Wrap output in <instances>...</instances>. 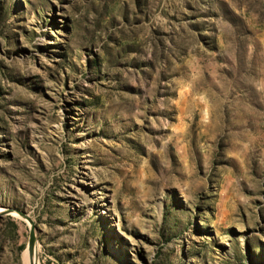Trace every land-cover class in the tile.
Wrapping results in <instances>:
<instances>
[{
    "label": "rangeland",
    "instance_id": "374dc122",
    "mask_svg": "<svg viewBox=\"0 0 264 264\" xmlns=\"http://www.w3.org/2000/svg\"><path fill=\"white\" fill-rule=\"evenodd\" d=\"M9 206L35 264H264V0H0Z\"/></svg>",
    "mask_w": 264,
    "mask_h": 264
},
{
    "label": "water",
    "instance_id": "95a60500",
    "mask_svg": "<svg viewBox=\"0 0 264 264\" xmlns=\"http://www.w3.org/2000/svg\"><path fill=\"white\" fill-rule=\"evenodd\" d=\"M16 211L19 215H21L24 218H27L30 222V235H29V243H28V252L32 255L33 251H34V240H35V234H34V226H33V222L31 220V218L29 217V215L23 210V209H18L15 207H4L3 209L0 210V216L4 213H8V212H13Z\"/></svg>",
    "mask_w": 264,
    "mask_h": 264
},
{
    "label": "bare ground",
    "instance_id": "6f19581e",
    "mask_svg": "<svg viewBox=\"0 0 264 264\" xmlns=\"http://www.w3.org/2000/svg\"><path fill=\"white\" fill-rule=\"evenodd\" d=\"M14 214V213H13ZM21 216V215H20ZM22 217V216H21ZM24 218V217H23ZM24 219H27V218H24ZM28 220V219H27ZM26 253V252H25ZM27 254L28 255H26L25 256V259H26V261H29V263H30V257H29V253H28V250H27ZM32 257H33V261H32V264H35V256L34 255H32Z\"/></svg>",
    "mask_w": 264,
    "mask_h": 264
}]
</instances>
